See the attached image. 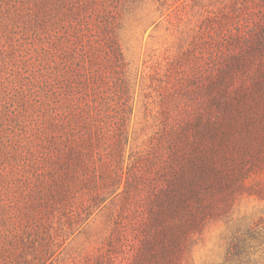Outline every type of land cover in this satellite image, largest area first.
<instances>
[{
	"label": "trees",
	"instance_id": "obj_1",
	"mask_svg": "<svg viewBox=\"0 0 264 264\" xmlns=\"http://www.w3.org/2000/svg\"><path fill=\"white\" fill-rule=\"evenodd\" d=\"M11 1L4 36L25 29L50 45L0 115V264H63L66 240L114 198L110 234L81 264H179L264 162V63L251 71L264 59V18L254 9L234 26L208 17L186 78L162 99L157 137L127 153L131 91L111 21L120 0ZM245 70L251 83L235 85ZM185 95L206 99L187 106L186 120ZM261 223L233 237L229 256L250 263Z\"/></svg>",
	"mask_w": 264,
	"mask_h": 264
},
{
	"label": "rangeland",
	"instance_id": "obj_2",
	"mask_svg": "<svg viewBox=\"0 0 264 264\" xmlns=\"http://www.w3.org/2000/svg\"><path fill=\"white\" fill-rule=\"evenodd\" d=\"M4 1L0 0V115L10 108L6 102L8 97L16 93L24 84H20L23 78L29 80L37 68L33 66L37 62L34 55L39 54L44 60V48L50 45L44 39L40 43L30 38V31L25 29L13 37L4 36L3 19L11 13L10 10L6 12V7L13 3L9 0L5 5ZM246 5L249 7L245 9ZM253 9L257 17L264 18V0H120L118 14L111 21L123 53L131 91L127 153L145 152L157 137L162 99L172 84H176V79L181 75L186 78L188 53L196 42L201 45L203 36L199 32L209 22L208 17L214 16L222 22L227 20L234 26L237 21L243 22L245 16L252 17L248 19L252 21L256 16L250 14ZM205 29L207 37L210 32L207 27ZM17 30L19 28H15ZM263 63L261 58L251 68L253 76L247 70L239 73L235 85L251 83V76L257 75L259 64ZM182 67H185V74L181 72ZM204 104V96L189 100L185 95V120L190 112L188 105L189 108L191 105L204 108ZM246 173L247 178L232 194L234 198L226 217L207 222L195 234L187 250L184 249L179 264H264V241L261 251L249 259L250 263L247 259L231 257L228 252L234 236L264 219V162H255ZM119 202L118 198L109 201L70 236L58 260L63 264H81L87 256L95 255L110 234ZM262 231L264 235V229Z\"/></svg>",
	"mask_w": 264,
	"mask_h": 264
}]
</instances>
